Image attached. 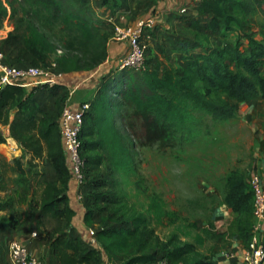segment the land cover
<instances>
[{"label":"trees","instance_id":"1","mask_svg":"<svg viewBox=\"0 0 264 264\" xmlns=\"http://www.w3.org/2000/svg\"><path fill=\"white\" fill-rule=\"evenodd\" d=\"M56 21L63 22L77 32L80 45L91 55L89 60L102 61L109 57V39L113 36L101 32L100 27L87 15L86 0H35ZM104 4L119 6L118 0H103ZM11 13L0 0V29L5 20L16 16V8L9 0ZM200 9L211 15L208 27L212 31L228 32L244 28L262 12L263 0H201ZM114 29V27H113ZM249 50L241 49L239 41L209 47L184 57L185 65L158 59L153 67L143 71L116 68L104 77L97 94L91 100V109L85 114L82 129L83 159L87 186L101 188L103 169L128 175L137 171L132 145L117 123L122 106L129 110L123 115L124 125L140 146L167 145L175 136L194 140L202 133L201 115L214 120H229L236 116L237 103L262 98L264 100V39L245 35ZM10 47L15 61L33 65H46L53 44L27 16L18 18L14 30L0 40V47ZM93 53L95 56H93ZM69 70V67L65 68ZM57 85L55 86V88ZM54 88V89H55ZM52 90V89H51ZM34 89L20 84H9L0 90V124L9 126L11 137L23 149L20 157L12 161L0 155V189L7 184L8 174H21L34 183L39 198L29 203L40 217L54 221L51 245L61 264H101L98 256H120L121 264H151L160 256L170 264H213L212 257L203 255L197 245L204 238L197 235L195 242L184 241L174 233L162 240L149 223L145 213L127 203L111 201L100 191L95 202L116 204L112 210L120 222L103 225L96 230L95 243L85 246L78 237H68L75 228L79 206L70 193L74 176L69 153L65 147L60 124L49 116L37 99ZM226 95L230 100L220 96ZM14 113L13 117L12 114ZM0 135V143H4ZM49 160L58 173V179L49 181L32 172L39 161ZM225 203L236 213L238 234L250 237L253 220V191L245 171L233 168L226 178ZM105 207H101L104 210ZM96 209L90 207L84 215L88 228L94 225ZM147 212L158 223L176 221L174 210L166 208L157 194L150 198ZM107 223V219H102ZM110 221H114L110 219ZM63 222L68 227L64 229ZM17 221L11 219V225ZM96 261V263H94Z\"/></svg>","mask_w":264,"mask_h":264},{"label":"rangeland","instance_id":"2","mask_svg":"<svg viewBox=\"0 0 264 264\" xmlns=\"http://www.w3.org/2000/svg\"><path fill=\"white\" fill-rule=\"evenodd\" d=\"M12 1L16 16L5 20L2 26L4 30L1 31L2 39L14 30L16 20L25 15L53 44L54 50L48 54V62H56L57 69L63 73L91 74L104 66L108 58L100 62L89 60L91 55L80 45L77 32L65 23L51 18L45 10L36 6L35 0ZM85 9L87 15L92 18L89 0H86ZM250 33L256 38L264 39V11L258 13L248 26L222 32L221 35L215 36L214 40L204 42L203 46L218 47L239 41L241 49L247 52L249 47L245 35ZM6 48L13 51L9 46ZM155 63L151 59L148 60L151 67ZM66 67H69V70H66ZM260 68L264 73V63ZM44 87L49 88L46 85ZM69 92V89L65 90V96ZM220 96L230 100L224 94ZM127 110V107L122 106L120 113H117V123L132 145L137 171L123 175L112 173L106 167L103 169L101 181L106 182L107 186L97 188L95 192H88L92 199L89 200L91 204L86 205L96 209L95 224L92 228L96 231L103 225L114 226L120 222L117 213L112 210L116 204H106L104 200L95 202L96 195L102 191L108 194L111 201L127 203L137 211L145 213L150 225L164 241L174 233H178L184 241L190 242H195L196 236L201 235L204 243L197 245L201 254L213 257L218 250H231L238 228L236 213L224 200L226 178L229 172L237 167L245 171L248 179L255 168L264 165V100L257 98L238 102L236 116L229 120L218 121L208 115H201L203 122L199 137L188 140L178 135L165 146L138 145L124 125L123 115ZM0 135H3L4 141L7 142V134L1 127ZM1 144L3 143H0V155L7 160L12 161L18 157L22 160L28 159V155H20V152H17L19 156L8 154L5 145ZM46 164L47 160L39 161V165L32 172L40 174L44 179L49 175ZM6 179L7 184L0 189V206L9 210L10 219L16 221L18 214L22 217L31 209L29 203L39 198V190L21 174H8ZM154 194L164 200L167 209L176 212L174 223L169 224L168 220L158 223L147 212L150 198ZM101 207H105L104 210ZM79 216L80 211L77 220ZM103 218L107 219V223L103 222ZM43 221L50 229H54V221ZM84 228L90 234L88 227ZM98 261L101 264H121L123 258L115 255L102 257L99 254ZM151 264L170 263L160 256Z\"/></svg>","mask_w":264,"mask_h":264},{"label":"crops","instance_id":"3","mask_svg":"<svg viewBox=\"0 0 264 264\" xmlns=\"http://www.w3.org/2000/svg\"><path fill=\"white\" fill-rule=\"evenodd\" d=\"M118 1L122 4L114 7L110 4H104L103 0H89L92 19L100 27L101 32L111 35L112 30H114V23L126 26L135 24L143 18L155 17V27L149 39V57L154 62L165 58L181 68L185 65L184 57L186 55L196 54L209 47H216L213 45L204 47L203 45L205 44L204 42L212 41L215 36L222 34L221 31H212L208 27L211 15L201 11V0ZM182 8H186L187 12L182 13ZM255 17L256 15L251 19L250 23ZM128 50L127 40H116L110 37L109 57L104 66L97 71L91 74L63 73L58 78L57 87L52 90L44 87V85L32 84L35 82L33 78H28L26 81L30 84L29 87L35 90L34 97L44 111L57 123H60L63 106L67 104L72 109L77 110L82 102L91 100L97 94L104 77L112 70L118 68L119 60ZM68 89L73 92L72 98L69 100L65 96V90ZM13 115L14 113L12 117ZM3 132L7 134V142L9 143H3L5 144L4 147L7 148V153L10 154V151L15 148L17 152H20V155L23 154V149L11 137L10 132L7 129H4ZM46 168L49 175L45 176L44 179L49 181L57 180L58 173L49 160H47ZM254 170L264 176V165ZM89 190L95 192L96 188L90 185L80 187L77 180L73 179L70 193L74 203L79 206L80 216L78 220H75V228L69 229L66 235L68 237H78L85 246L90 247V234L84 228L87 227L84 215L87 209L90 208V205L86 204L90 203L89 200L92 199L88 195ZM14 213L16 214L17 212ZM10 217L9 210L0 206V264H14L10 251V243L13 240L23 241L30 253L41 259L42 264H61L60 259L52 249L51 241L53 235L48 233L47 224L44 223L37 209H29L27 214L22 217L21 214H18L15 226L11 225ZM63 227L64 229L68 227L66 222H63ZM246 244L245 238L237 234L234 236V242L231 245L232 249L237 251L236 258L228 257L226 249L218 250L212 257L213 264H244L241 260V254Z\"/></svg>","mask_w":264,"mask_h":264},{"label":"built area","instance_id":"4","mask_svg":"<svg viewBox=\"0 0 264 264\" xmlns=\"http://www.w3.org/2000/svg\"><path fill=\"white\" fill-rule=\"evenodd\" d=\"M1 1L8 8L10 14L11 6L9 5V0ZM181 12L186 13L187 9L182 8ZM110 21L114 23L112 19ZM155 23V17L153 16L140 19L135 24L126 26L114 23L112 38L127 40L129 45L128 52L119 60L118 68L120 70L133 69L143 71L148 68L149 39L152 36ZM3 30L2 27L0 29V40L2 39L1 31ZM15 58L16 54L13 51L8 50L6 47H0V90L9 84H20L29 87L30 84L26 81L28 78L35 79L32 84L46 85L50 89H54L58 85V78L62 76L63 72L57 69L58 65L56 62H47L46 65H33L27 62H16ZM67 95L69 100L72 98L73 92L70 90ZM91 100L82 102L77 110L65 104L61 111L59 123L64 144L72 163V174L80 187L87 185L86 166L83 159L82 129L85 114L91 109ZM0 127L2 130L7 129L10 132L9 126L0 124ZM10 154L19 156L16 149H12ZM248 183L254 196L253 220L250 237L241 254V260L244 264H264V176L257 171H252L248 178ZM89 231L92 236L91 241L95 243L96 231L92 227L89 228ZM10 251L14 264H42L41 259L33 256L23 241L13 240L10 243ZM226 254L230 258H236L237 251L231 249Z\"/></svg>","mask_w":264,"mask_h":264},{"label":"bare ground","instance_id":"5","mask_svg":"<svg viewBox=\"0 0 264 264\" xmlns=\"http://www.w3.org/2000/svg\"><path fill=\"white\" fill-rule=\"evenodd\" d=\"M11 140H13V139H11ZM2 145H5V144H2ZM6 146H8V145H6ZM15 149V148H14Z\"/></svg>","mask_w":264,"mask_h":264}]
</instances>
